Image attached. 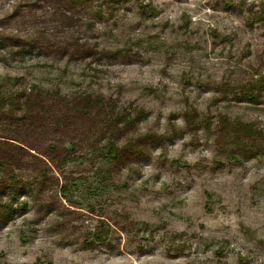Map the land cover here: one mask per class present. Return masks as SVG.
I'll use <instances>...</instances> for the list:
<instances>
[{"label": "rangeland", "instance_id": "rangeland-1", "mask_svg": "<svg viewBox=\"0 0 264 264\" xmlns=\"http://www.w3.org/2000/svg\"><path fill=\"white\" fill-rule=\"evenodd\" d=\"M3 53L1 91L100 95L147 118L75 121L58 140L49 114L6 103L0 264H264V0H0ZM239 122L252 151L227 137Z\"/></svg>", "mask_w": 264, "mask_h": 264}, {"label": "trees", "instance_id": "trees-1", "mask_svg": "<svg viewBox=\"0 0 264 264\" xmlns=\"http://www.w3.org/2000/svg\"><path fill=\"white\" fill-rule=\"evenodd\" d=\"M33 49L34 45L31 42L30 47L27 48L22 46L19 50L14 53L11 52V55H8L11 58H16L14 55H17L18 59L15 60L18 61L21 60L25 54L34 52ZM59 51L60 49L56 50V52ZM37 52L36 55H39L42 51L38 48ZM8 55L7 53L0 55V62L9 65ZM6 103L10 106V110L16 108L20 109L21 113L15 115L23 120L37 122L46 117V114H49L50 116L47 118L51 119L49 124L53 128L52 134L58 140H62L61 138L64 137L61 131H66L67 134L72 133L71 125H73L75 121L101 122L106 129L116 128L118 131H121L130 130L137 122L147 118V114L142 109L134 108L131 112L120 110L117 109L114 102L109 100L106 101L100 95L74 94L69 97L62 94L59 88L43 89L35 84L27 85L26 87L18 86L13 94L1 91L0 89V109L5 108ZM224 129L231 132L227 137L233 147L239 150V152L243 153V149L245 148L252 151L253 145L244 138L247 137L253 140V135L256 133L252 131V127L239 122L232 127V130L227 127ZM239 133H242L244 136ZM146 138H148V136H146ZM137 140L138 139H135L124 144L127 151H132L137 148ZM107 145V155L115 159L118 150L121 151L122 148L118 147L112 137H109ZM51 148L53 150L57 149L55 146ZM132 152L136 153V151ZM61 162L65 163L66 161L64 162L63 158ZM5 165L6 162L0 158V169Z\"/></svg>", "mask_w": 264, "mask_h": 264}]
</instances>
